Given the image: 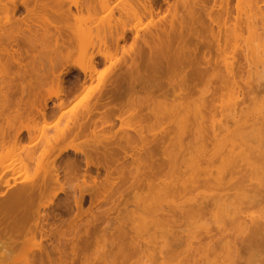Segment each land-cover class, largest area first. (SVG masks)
<instances>
[{"label":"bare ground","instance_id":"6f19581e","mask_svg":"<svg viewBox=\"0 0 264 264\" xmlns=\"http://www.w3.org/2000/svg\"><path fill=\"white\" fill-rule=\"evenodd\" d=\"M63 1L0 0V14L4 15V23L10 27L0 29V69L5 78L0 94V119H8L12 114L16 119L28 116L46 120L50 113L46 112L47 99L42 97L44 91L55 89L53 97H64L73 90L84 89L86 80L93 73L99 76L96 86L90 91L95 93L94 101L90 102L91 97L86 95L82 100L83 113L78 116L71 113L52 139L35 145L38 136L23 128L1 130V146L24 137L36 141L23 158L24 164H35L36 176L29 182L14 186L5 194L0 193V264H14V258L24 242L34 236L47 239L49 247H39L29 264H134L137 261L145 264L158 259L162 264H170L171 261H175V264H264V260L255 253L264 250V219L252 224L244 219L246 207L257 206L264 201L263 172L257 182L254 181L256 183H252L248 174H240L237 168L229 169L234 171V175L227 179L213 178V156L208 155L206 150L207 144L216 139L214 126L209 128L210 131L198 126L193 131L183 133L199 143L200 151L195 150V155L185 157L191 147L183 144L180 138L173 145L177 148L175 154L165 155L162 151L167 133H164L163 139L160 138L163 143H155V139H151L141 147L142 158L131 160L133 167L138 164L135 172L130 169L128 180V188L133 192L153 187L161 173L166 174L167 184L163 195L175 203L166 208L146 206L144 214L147 216L142 217L146 223L143 229L152 231L149 236L157 238H143L141 241L132 236L138 226L128 227L123 217L119 216L127 208L124 203L120 207L115 202L108 210L99 211L91 220L77 225L76 221L87 212L82 209L86 197L90 201H97L98 196L107 193V186L113 184L118 187L122 175L112 182L109 180L110 173L121 165L120 160L132 158L133 154L125 149V144L129 147L130 140H133L132 135L105 139L95 134L96 129L102 130L111 118L118 119L126 106L131 109L130 118L136 120L139 126L150 116L161 115L162 109L173 116V123L178 125L179 118L186 119L184 116L190 113L189 101L196 93L201 96L197 98L200 103L192 112L193 121L199 125L206 121L215 122L214 102L218 95L227 88L236 89L242 94L248 86L240 79L239 65L219 61L222 49L217 18L221 3L206 8V0H194L195 13L185 19L175 14L178 0H174L166 5L170 16L167 20L166 15L158 16L156 0H143V12L151 21L157 19L139 37L137 31L133 32L126 26V21L118 17L101 19L95 24L92 17V13L97 11L95 0H83L80 6L73 3L75 13L71 12L69 5L64 8ZM96 1L100 10L112 12L114 5L110 7L105 0ZM126 6L134 12V5ZM170 8H173L171 14ZM20 9L25 16L18 18L16 13ZM199 10L205 13L201 15ZM83 11L88 14L84 16ZM129 12V8H126V16ZM262 16L251 17L250 21L259 20ZM80 21H84L85 30L94 29L95 41L85 40L87 37L77 40L71 24L75 22L76 26ZM128 32L132 33V42L127 51L120 50V41L128 37ZM107 43L113 46L112 53L106 50L87 53L89 47L98 44L105 46ZM75 52L79 55L76 54L77 58L71 61ZM122 52L127 58L122 57ZM96 55L109 61L110 66L97 70L94 62ZM12 64L15 71L9 75L7 69ZM111 67L110 78L105 80ZM71 70L82 74L80 84H69ZM65 100L62 98L53 105L51 115L61 110ZM98 109L103 111L97 113V119L93 120ZM62 115L60 113L57 119ZM132 130L136 132L134 128ZM85 137L88 138L84 140L83 147L71 144ZM64 141L70 144L61 146ZM228 141L230 154H244L253 161H264V116L253 117L248 123L238 125ZM67 151L80 155L82 161L65 157ZM159 151L161 154L157 155ZM81 164H84V168ZM120 167V170L128 168L126 165ZM258 167L253 165L251 168L257 171ZM92 168L96 171L94 175ZM78 176H81V183H78ZM173 176L175 178L171 183ZM66 184L71 191L67 194L68 198L60 204L54 202L58 194L56 189L64 192ZM208 184L214 185V192L200 193L199 188ZM187 195L189 205L176 204L177 199H185ZM236 196H241L242 200L237 202ZM118 197H122V191H119ZM47 198L48 204L46 202L41 208L55 205L60 209L64 207V211L75 209L77 213L63 225L55 222L48 224L53 213L50 212V216L48 212L39 211L40 202ZM141 201L142 198L137 204ZM114 210L117 215L111 216ZM212 213L220 218L214 227L205 224L195 234L185 233L183 226L189 219L198 221ZM32 216L35 219L30 222ZM54 218L61 221L56 216Z\"/></svg>","mask_w":264,"mask_h":264},{"label":"rangeland","instance_id":"374dc122","mask_svg":"<svg viewBox=\"0 0 264 264\" xmlns=\"http://www.w3.org/2000/svg\"><path fill=\"white\" fill-rule=\"evenodd\" d=\"M82 1L83 0H64L63 5L64 8H66L69 5L71 12L75 13V8L74 6H72L73 3H77V6H80ZM105 1L108 5H110V7L114 5L112 12H109V10L107 11L100 10L98 7V2L95 0V8L97 11L95 13H92L93 15L92 17L95 18L93 20L96 21L95 24L100 22L101 19L107 20L110 19V17L113 18L118 17L121 19V21L123 22L126 21V26L127 27L129 26V28L132 31L133 30L137 31L139 37H142L145 31L148 28H150L152 21L157 19L156 17L154 18V20L151 21V19L147 16V14L143 12L141 6L143 0H105ZM173 1L174 0H156L157 8H158L157 11L159 13V14L157 13L158 16L166 15V18L168 20L170 16H168L167 3L170 4ZM193 1L194 0H178L174 10L175 14L178 17H183L185 19L193 16V14L195 13V6ZM219 3H221L222 5L221 9L218 10L219 17L217 18V22L219 23L220 26L219 35L221 37L220 44L222 49V52L219 55V61L220 63L222 62L223 64L232 63L233 65H237V66L239 65L240 79L248 86V88L245 87L242 94L238 92L236 89L227 88L224 92L218 95V97L215 99L214 102L215 122L206 121L203 125H199L193 121L192 112H194L195 107L200 103L199 101H197V98L201 96V94L196 93L195 95H193V100L191 99L189 101L190 113L187 116L186 115L184 116L186 119L179 118V120L177 121L178 125L177 123L176 124L173 123L175 118L170 114H166L165 113L166 111L162 109L160 110V112H162L161 115L155 117L150 116L145 123L140 124L139 126V123L136 120L130 118L129 113L131 112V109H128V107L126 106L122 110L123 113L118 117V119L111 118L109 124L108 123L105 124L102 130L96 129L95 134L105 139H107L109 136H112L114 138H120V137L123 138L128 134L132 135L133 140H130L129 147L128 145L125 144L126 147L125 149L129 154L130 153L133 154H132V158L126 157L124 160H120V163L122 162L121 165L123 166L126 165L128 166V168H123L122 170H120L121 165L118 167L116 166L117 168L115 167L114 170L110 173L109 180L112 182L117 181L116 177L122 175L120 177V183L118 187L112 186L113 184L107 186L105 189V193L106 192L107 193L104 194V196L103 195L98 196L97 201H95L96 199L90 201L88 197H86V201L83 203L82 209L87 212L81 217L80 220L76 221L78 226L81 223L83 224L84 222L91 220L93 216L98 214L99 211L102 212L108 210L109 208H111V205L113 203L115 202L118 203L120 207L124 203L126 204L127 207L124 210L127 211L122 210L119 216L121 215L120 217H123V221L125 225H128V227H133L134 225L135 227L133 228H136L138 226V228H136L137 232L136 233L133 232L132 236H135L137 240L142 239L141 241H143L145 238L154 237V236H149V234H151L152 231L147 232L146 230L143 229L146 223L143 222L142 217L147 216L146 214H144V210H145L144 208L146 206L166 208L168 205L172 206V204L175 203V202H171L170 197L168 198L167 196L163 195V191H165L164 188L167 184L166 174L164 175V173H161V175L158 177L159 179H157L155 182L156 185H154L153 187L136 189L134 192L131 190V188L130 189L128 188L130 184L128 180L130 179L131 172H135L136 170L135 168L138 165L136 163L137 165L133 167V165H131V162L133 160L140 159L143 156L141 147L144 146L145 144H148V142L153 138L155 139V141H153L155 143L162 141L160 140V138L162 137L161 139H163L164 133H167V135L164 137L165 148H163L162 152H164L165 155L175 154L177 148L173 147V145L176 143L177 139L180 138L183 140L182 141L183 144H188L191 147L190 153L185 155V157H188L189 155H195L196 154L195 150L200 151V148L198 147L199 143L193 141L190 136L183 135V133H188L190 131H193L194 128L198 126L203 127L207 130H209L211 126H214V129L216 131V139L215 140L212 139L213 141L211 140L210 141L211 143L207 144V150H206L208 155L211 154V157L213 156L214 167L212 168L213 169L212 173L213 176L215 177L213 176L212 177L213 178L225 177V179H227L228 176L234 175V171L232 170L234 168H237V170L240 171V174L243 173L248 174V177L252 178L251 179L252 183L257 182V179H259L262 176L261 175L262 172L264 178V171H263L264 163L262 164L263 166L260 164L264 161L260 162L259 160H255V159L253 161V158L251 159L248 156H244V154H242L241 156H235V154H230L228 152V149L230 147L228 138L234 135V133L238 129V125H244L245 123H248V121L253 117L264 116V0H206L205 7L209 8L210 5L212 4L218 5ZM126 4L134 5L133 7L134 12L131 11V7H127ZM126 8H129L130 11L128 16H126L125 13ZM199 11L201 15L202 13H205L202 10ZM169 12H170L169 14H171L173 12V8H170ZM24 14L25 12L22 9H20L19 11H17L16 17L18 18L23 17L25 16ZM82 14L85 16L88 13H85L83 11ZM260 15L263 16L259 17L258 18L259 20L250 21L251 17L260 16ZM70 21L72 20L70 19ZM74 23L75 22H73L71 26L74 34L77 36V40L78 38L80 40H83L82 38L87 37L84 39L85 40L91 39L95 41V38H93V35H95L94 29L92 30L91 28V31L90 29L85 30L83 24L84 21L83 22L80 21V24L82 25H80L79 22H77L76 26H74L75 25ZM87 26H89L88 23ZM6 28H10V27L8 24L4 23V15L0 14V29L4 30ZM127 36L128 37H126L125 40L120 41V45H119L120 50L123 49V51H127L129 45L131 44L132 33L128 32ZM257 44L260 45L258 46ZM113 49L114 48L110 43H107V45L105 46L98 44L93 47H89L87 53L88 54L95 53L97 50H106L109 51V53H112ZM120 50L119 53L121 52ZM76 54L77 56L79 55L78 52H75L71 58V61H74L75 58H77ZM214 54L215 53L213 52V55ZM121 55H123L122 57L127 58V55L125 53ZM121 55L119 57H121ZM94 62L96 63L98 68L97 70L99 71L104 70L110 66L109 61L104 60V58H101L98 55L94 57ZM7 70L9 75H11V73L15 71V66L12 64L9 66ZM112 70L113 67H111L108 74H106L105 80H108L110 78ZM2 72L3 71H1L0 69V94L1 92H3L2 82L5 79L1 75ZM79 74L80 73L76 72V70H71L68 77L69 84L73 82L80 84L81 81L83 80V76L82 74L80 75ZM98 77L99 76L97 73H93L92 77L86 80V85L84 89L73 90L70 94H67L64 97L63 95L59 96L58 98L53 97V95L56 93L55 89H50L49 92L44 91L42 97L47 99L46 112L50 113L46 120H41V119L38 120L37 118L31 119L28 116L22 119H16L13 117L12 114L8 116V119L7 118L0 119V132L1 130L9 131V128L17 127V128H23L25 129L24 131L34 133L35 135L38 136L37 142L31 139H26L24 137L23 139L17 142L15 141L14 143H8L5 144L4 146H1L2 144L0 143V193L5 194L9 189L11 190L12 188H14V186L16 187L19 184L21 185L22 183L29 182V180H32L36 176V166H34L35 164L23 163V158L27 152V149L33 144V142H36L35 145H37L40 142H46V140L52 139L55 133L65 125V123L68 121L71 115L75 113L78 116L81 113H83L84 103L82 100L85 99L87 96H90L91 97L90 102L94 101L95 93L94 91L93 92L90 91H92L96 86L97 84L96 80H98ZM53 90L55 93L53 92ZM93 93L94 95H92ZM62 98H66V100L61 110H59V112L56 113L55 115H51L53 105L59 102ZM122 102L125 103V100L123 99ZM101 111H103V109L97 110L96 114L93 115V120L97 119L96 115ZM143 111L146 112L147 110L144 108ZM60 113L61 115L63 114L64 116L62 115L63 116L62 118L57 119ZM89 128L91 129L92 126H90ZM133 128L136 130V132L132 130ZM88 132L89 131L87 130V133ZM24 134L26 133L24 132ZM1 135L2 134H0V136ZM88 135L90 136V134ZM88 137L79 138L78 140L74 141L71 144H76L80 147H83V145H85L84 140H86ZM141 137L143 139H140ZM68 144H70L68 143V141H64L61 142L60 145L66 146ZM132 147L134 148V151L131 152ZM244 152H247V150L244 149ZM160 154L161 152L159 151L157 155ZM64 156L65 157L67 156L69 158H75L76 160L82 161V157L80 155H75L71 151H67V153ZM255 161H257L256 163L259 164H256ZM235 162L238 165L235 164ZM81 165H83L84 168V164ZM224 165L226 169L224 168ZM230 165L232 166L230 167ZM239 165L241 169L239 168ZM250 165L259 166L258 170L254 171L251 168L252 166ZM130 169L132 170L131 172ZM181 169L184 170L185 169L184 166H182ZM229 169L232 170L230 171ZM228 170L232 174H230V172L228 173ZM95 172L96 171L92 168L91 171L92 175H94ZM225 172H227V174ZM78 177H79L78 183H81L80 182L81 176ZM174 178L175 177L173 176L171 183H173ZM209 185L210 184L201 186L199 188V192L202 194H212L214 192V185L212 186L210 185L211 187ZM67 186H68L67 184L64 186L65 187L64 192H60L58 188L56 189V192L58 194L57 197L54 199V202L60 204L63 203V201L66 198H68L67 194L69 195L71 191ZM119 191H122L121 198L118 197ZM188 197L189 195H187L185 199H180V198L177 199L176 204H180L184 206L189 205L190 201ZM141 198H142L141 201L142 203L140 202L139 204H137V201ZM235 199H237V202H239L240 200H242V197L236 196ZM46 202L48 204L49 202L48 198L40 202L41 205L39 206V211L41 213L52 212L53 216L55 215L57 218L61 219V221L58 219L56 220V218H54L55 216L54 217L52 216L50 217L51 219L49 218L48 224L55 222L57 224L63 225L64 222L66 223L67 221H69L77 213L75 209L72 210L66 209L64 211V209L62 210V208L64 207L61 206L62 208L60 209V207L58 208L55 205L53 207L48 206L41 208V206L43 205L45 206ZM263 212H264V201L260 205L257 206L253 205L246 207L244 219L248 224L255 223L256 221H259L261 218H262L261 220L264 219ZM213 213L211 215H208L204 219H200L198 221H193L189 219V221L184 223L183 226L185 233L188 235L195 234L205 224L214 227L215 226L214 223H216V221L218 222L220 218H218L219 217L218 215L217 216L213 215ZM110 214L111 216L117 215L115 210L112 211ZM49 215L51 216V213ZM34 219L35 216H32L31 218H29V221L32 222ZM141 223L144 225H141ZM67 234H69V232H67ZM156 240L159 241V239ZM48 243H49L48 240L44 239V237L43 239H39L38 236H34L31 238L29 237L24 242L20 252L17 253L16 257L14 258V264H29L30 260L37 253V249L41 246L46 247ZM47 247H49V245ZM255 253L257 254V256H259L261 259L264 260V250L256 251ZM141 258L145 259L143 255H141ZM134 264H143V263L137 261ZM145 264H162V263L161 260L158 259L154 262H146ZM170 264H175V261H171Z\"/></svg>","mask_w":264,"mask_h":264}]
</instances>
